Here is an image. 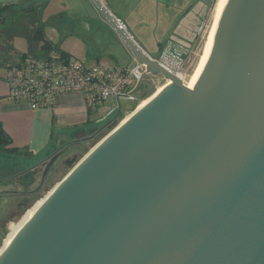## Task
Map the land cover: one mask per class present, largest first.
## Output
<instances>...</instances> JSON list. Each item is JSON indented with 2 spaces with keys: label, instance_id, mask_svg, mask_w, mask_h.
I'll return each mask as SVG.
<instances>
[{
  "label": "water",
  "instance_id": "water-1",
  "mask_svg": "<svg viewBox=\"0 0 264 264\" xmlns=\"http://www.w3.org/2000/svg\"><path fill=\"white\" fill-rule=\"evenodd\" d=\"M89 2L144 66L132 94L171 83L74 162L0 264H264V0L227 1L190 88Z\"/></svg>",
  "mask_w": 264,
  "mask_h": 264
},
{
  "label": "crops",
  "instance_id": "crops-1",
  "mask_svg": "<svg viewBox=\"0 0 264 264\" xmlns=\"http://www.w3.org/2000/svg\"><path fill=\"white\" fill-rule=\"evenodd\" d=\"M53 0H0V8L4 6L25 7L33 4L42 3V8L47 7ZM58 8L55 13L46 21L47 24H55L59 32V40L54 42L49 37L53 45L74 58L84 62L86 66L100 64L105 67H124L121 62L110 54L105 53L99 44L86 34L94 26V20L101 23L99 15L92 7L89 0H78L79 5L75 10L64 4L67 0H58ZM107 8L122 22L129 35L142 48L139 41H142L140 28L147 29L150 35L156 37L159 24L166 26V31L162 32V39L157 40V51L150 48H142L150 57H157L163 44L169 41V33L174 31V25L168 28L173 18L185 19L184 16L200 0H102ZM88 4V5H87ZM92 8V13L86 12L84 8ZM142 6V7H141ZM40 10V19L41 18ZM94 11V13H93ZM95 14V15H94ZM94 18H93V17ZM97 18V19H96ZM186 22V20H185ZM187 23V22H186ZM81 28H83L81 30ZM45 33V32H44ZM184 33L182 31L180 35ZM73 37L83 42L81 48L72 47L65 49L62 41L65 37ZM141 37V38H140ZM180 40V38H179ZM178 47H185L182 44L170 42ZM147 46V44H144ZM152 55L154 56H151ZM129 54V53H128ZM131 60L132 56L129 54ZM6 66L0 65V124L9 135L11 143L9 148L15 151L12 154L22 162L31 163L44 158L50 151L59 148L67 143L75 142L82 144L89 138V132L98 123L112 117L113 114L123 113L120 111V100L118 110L99 119L94 117L97 110L89 109L84 99L76 93H61L55 98L51 107L31 108L29 103L24 100H11L7 97V84L5 81ZM139 93V92H138ZM121 99V98H120ZM128 99V98H127ZM130 100V99H129ZM132 101V100H130ZM109 106V103L102 106Z\"/></svg>",
  "mask_w": 264,
  "mask_h": 264
},
{
  "label": "rangeland",
  "instance_id": "rangeland-1",
  "mask_svg": "<svg viewBox=\"0 0 264 264\" xmlns=\"http://www.w3.org/2000/svg\"><path fill=\"white\" fill-rule=\"evenodd\" d=\"M58 3H59L58 0H53L47 7H44L41 10L42 22L45 23L44 32L46 36L49 37L54 42H57L59 40L58 39L59 29L56 28L55 24L54 25L50 23L47 24L46 21L55 13V11L58 8H60L58 6ZM215 3L216 1L214 3H209L207 2V0H200V4L194 5V7H192L190 11L184 16L185 18L184 20L181 18L178 20H176V18H173L170 22L168 32L170 31V28L174 23H175L174 25L175 27H174V31L169 33L168 36L169 41L182 44L183 46H185L183 48L188 51L190 56V64H188L185 75L183 76V83L189 81L190 76L192 75V73L196 68V65L198 63L202 51L205 34L212 20L213 6ZM64 4H67V7L69 9H72V7L74 6L75 10H78L77 8L79 7V5H82L78 2V0H67V2L64 1ZM87 5H85L86 7L84 8L85 13L86 12L92 13V8L90 7L88 8ZM7 18H9L8 13H6L5 22L3 23L8 22L9 19L7 20ZM98 20L101 23L94 20V26L92 24L91 30L87 31L86 34L89 35L91 38L93 37V39L97 42V44L100 45V47L105 53L110 54L114 56L116 60H119V62H121L120 63L121 66L132 67L133 61L131 60L127 50L119 41L115 32L111 28H109L105 23H103L100 20V18ZM185 20L187 23L185 22ZM82 29L83 28H81V30ZM142 30L143 31L145 30V32H141ZM164 31H166V26L159 24L158 34L156 37H154L150 35L147 29L140 28V32L142 36V38L141 37L140 38L142 41H139V43L141 44V46H143L142 48L152 47L153 50L157 51L158 48L157 40L158 42L161 41L162 32ZM182 31H184V33L180 35L179 33H181ZM1 41L2 38H0V43ZM170 42L167 41L166 43H170ZM81 43L83 45V42L77 40L76 37L73 38L67 36L62 41V47L65 49H69L72 47L81 48ZM12 44L15 53L22 54L28 52V44L25 38L15 37L12 41ZM144 44H147L148 47H146V45ZM176 47L178 48V46ZM151 56L154 55H152L151 53ZM166 81L167 80H165L161 76H150V75L147 76L146 79L144 80V84H145L144 89L142 88L140 90V93L136 96L135 100L130 101L126 97H122L121 99H119L120 111L123 113L116 112L115 114L112 115L111 118L101 123H98L88 133L90 137L87 138L85 141H83L82 144H77L75 142L67 143L70 144V148L68 149L66 154L70 155L72 153H77L78 155L77 160H79L94 144H96L99 140H101L109 131H111L127 115H129L140 102L150 98L160 86H163L166 83ZM117 110H118L117 107L114 108L109 106L107 107L106 105L101 106L97 108V110L94 112V117L99 119H104L107 118L108 115L114 113ZM41 159H38L37 161H33L31 163L30 162L27 163L20 161V159H16V157H14L12 154H7V152H0V170L8 167L13 169L11 170V172L12 174H14L16 172L14 168L16 165L26 167L29 164L37 163ZM67 170L68 169L51 172L45 184L41 188H38V180H39L38 175H35L34 182L28 186L26 184L22 185L13 182L12 177L10 179V182H5L4 176L6 175L2 176L0 174V194L2 193L5 194V192H3L4 190L15 189L18 191L19 190L27 191L26 197L23 198V196L21 195L18 196V197H22L19 199H22V201L24 200L25 210L23 212L17 211V213L14 214L10 219H6L3 221V225L1 227V235H0V243H1L0 248L4 245V243L7 240V237L11 231V226L18 224L19 221L23 218V216L27 213V211L31 210L42 198H44L47 195L48 191H50L62 179V177L67 172ZM18 197L16 198V201Z\"/></svg>",
  "mask_w": 264,
  "mask_h": 264
},
{
  "label": "built area",
  "instance_id": "built-area-1",
  "mask_svg": "<svg viewBox=\"0 0 264 264\" xmlns=\"http://www.w3.org/2000/svg\"><path fill=\"white\" fill-rule=\"evenodd\" d=\"M216 0H207L214 3ZM166 70L184 76L190 56L186 49L174 44L162 45L155 57ZM7 97L27 101L31 108L51 107L61 93L79 94L89 109L109 103L119 107V99L135 100L132 91L144 71V66L133 59L132 67L86 66L84 62L59 51L51 50L44 56L23 55L6 63Z\"/></svg>",
  "mask_w": 264,
  "mask_h": 264
},
{
  "label": "trees",
  "instance_id": "trees-1",
  "mask_svg": "<svg viewBox=\"0 0 264 264\" xmlns=\"http://www.w3.org/2000/svg\"><path fill=\"white\" fill-rule=\"evenodd\" d=\"M42 3L29 6L11 7L4 6L0 8V65L14 60L23 55H41L56 50L62 55L67 53L61 51L58 46L53 45L44 33L45 23L40 19V10ZM8 13V22H5V16ZM14 19V20H13ZM15 37H23L28 44V52L18 54L13 49L12 41ZM137 96V95H136ZM11 143L9 135L0 124V152L12 153L15 150L9 148Z\"/></svg>",
  "mask_w": 264,
  "mask_h": 264
},
{
  "label": "flooded vegetation",
  "instance_id": "flooded-vegetation-1",
  "mask_svg": "<svg viewBox=\"0 0 264 264\" xmlns=\"http://www.w3.org/2000/svg\"><path fill=\"white\" fill-rule=\"evenodd\" d=\"M147 76L149 75H145L143 77V84H140L139 93L142 88L144 89V85H145L144 80L146 79ZM69 148H70V144L62 145L59 148L50 151L44 158H42L37 163L29 164L26 167L16 165L14 167L16 170L14 174H12L11 172V170L13 169L8 167L1 169L0 174L2 176L6 175L4 176L5 182H10V179L12 177L13 182L22 185L26 184L28 186L34 182L35 175H38L39 176L38 188H41L45 184L51 172L70 169V167L77 160L78 158L77 153H72L70 155L66 154ZM51 159L53 160L52 163L50 164L46 172H44L47 163ZM3 192H5V194L4 193L0 194V235H1V227L3 225V221L6 219H10L14 214L17 213V211L23 212L25 210L24 200L22 201V199H19L22 197H18V196L21 195L24 198L26 197L27 194L26 193L27 191H23V190L18 191L15 189L4 190ZM16 196L18 197L17 201H16L17 198Z\"/></svg>",
  "mask_w": 264,
  "mask_h": 264
},
{
  "label": "bare ground",
  "instance_id": "bare-ground-1",
  "mask_svg": "<svg viewBox=\"0 0 264 264\" xmlns=\"http://www.w3.org/2000/svg\"><path fill=\"white\" fill-rule=\"evenodd\" d=\"M227 1L228 0H216V3L213 6L212 20H211V23H210V25L206 31V34H205L203 47H202V51H201L198 63L196 65L194 72L190 76L189 81L184 82L185 86H187L189 88L192 87L193 83L197 79V77H198L200 71L202 70V68L205 64V61L209 55V52L211 49V42H212L213 36L215 34V31H216V28L218 25V21H219L221 14H222V12H223L226 4H227ZM180 78L183 81V76H180ZM170 83H171V81L169 79H167L166 83L163 86H160L150 98L140 102L135 109H138L139 107L143 106L149 99L154 97L157 93H159L162 89H164V87H166ZM44 198H42L31 210L27 211V213L23 216V218L19 221L18 224L11 226L10 234L8 235L6 242L4 243V245L1 248H3L5 245L8 244V242L12 239V237L14 236L16 231L19 229V227L32 215V213L35 211L37 206L40 205V203L43 201ZM1 248H0V251H1Z\"/></svg>",
  "mask_w": 264,
  "mask_h": 264
}]
</instances>
